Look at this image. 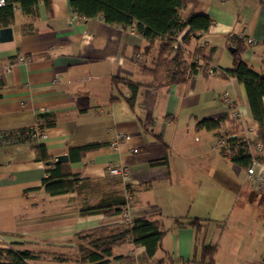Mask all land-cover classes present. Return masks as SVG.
<instances>
[{
  "label": "crops",
  "instance_id": "1",
  "mask_svg": "<svg viewBox=\"0 0 264 264\" xmlns=\"http://www.w3.org/2000/svg\"><path fill=\"white\" fill-rule=\"evenodd\" d=\"M217 2L187 1L183 18L206 13L213 19L208 33L188 46L187 67L198 43L204 54L211 52L209 68L232 67L233 52L226 51L229 34L243 28L264 44V32L247 28L238 12L225 8L226 0ZM9 27L13 38L0 41V65L20 55L27 60L10 71L0 69V130L32 127L43 112L55 113L56 124L37 141L0 145V248L76 255L77 233L124 221L122 213L82 214L78 194L51 196L42 184L48 173L36 159V144H44L54 162L56 156L68 155L70 146L104 142L71 164L72 172L91 180L116 179L121 188L131 185L125 195L133 218L160 214L166 225L172 221L155 257L147 258L143 246L128 242L114 247V256L130 259L117 264H156L164 256L168 262L191 259L204 245L217 246L215 264H264V189L218 146L223 135L257 129L237 78L221 71L209 74L201 59L188 80L161 85L150 70L142 69L153 67L157 45L136 59L146 44L142 34L100 16L83 18L73 12L70 0H51L50 6L40 1L33 16L18 7ZM258 48L248 46L243 57L264 74V56L260 63L256 59ZM116 77L142 83L133 101L131 88L114 82ZM224 96L241 111V121L232 118ZM224 115L233 122L218 130L197 127L200 120ZM120 132L129 137L113 148L111 141ZM110 163L127 165L129 177H113ZM85 192L102 197L91 189ZM195 217L204 221L200 231L174 224L175 219ZM31 264L78 263L47 257Z\"/></svg>",
  "mask_w": 264,
  "mask_h": 264
},
{
  "label": "trees",
  "instance_id": "2",
  "mask_svg": "<svg viewBox=\"0 0 264 264\" xmlns=\"http://www.w3.org/2000/svg\"><path fill=\"white\" fill-rule=\"evenodd\" d=\"M40 1L50 6L51 0H5L0 5V29L8 27L15 14L16 8L20 7L23 13L33 16L36 13ZM188 0H70L74 13L83 18L100 16L105 22L121 26L123 29L135 28L146 40L142 49L143 55H147L157 45V54L153 58V67L142 66L143 70H150L154 76L161 80V85L181 83L195 72L202 59L207 64L211 58V52L204 54L201 43L193 49L192 61L187 67L188 46L193 40L199 41L210 30L213 19L206 13L192 14L183 18L182 12L186 8ZM186 29L187 32L182 34ZM182 34V35H181ZM230 46L233 51V64L228 69L214 68L222 73L237 78L245 87L249 106L253 119L257 123L256 143L263 145V154L258 158L264 162V74L256 71L244 59L243 52L248 45L239 38H235ZM114 82H125L132 90L130 101L136 98L140 82L131 79L116 77ZM40 121V129L44 130L55 126L56 115L52 112H43L37 115ZM233 120L228 115L218 118H205L197 123L198 128L206 130H218L222 124ZM237 146V152L231 157L232 161L243 168L251 163V155L246 146L239 138L230 140ZM104 142H90L68 148L69 161L52 162V155L44 144L34 146L36 159L46 164L48 176L43 179V187L51 196L76 193L83 194L87 189L100 191L102 197L95 204L84 203L80 213H104L106 215L121 214L123 207L129 200L125 195L126 189L131 185L121 188V181L110 178L91 180L80 178L79 174L73 173L71 164L81 161L88 153L95 152L105 146ZM144 186H149L145 184ZM177 227L191 225L200 231L204 221L200 218L187 220L175 219ZM170 230L160 214L141 215L132 219L131 222H119L103 225L97 228L77 233L78 253L68 255L64 253L49 255L30 249L17 250L14 248H0V264H31L32 260L53 258L59 262H75L78 264H117L120 259L130 260L128 257L113 255L115 246L133 242L145 248V256L153 258L162 247V241ZM216 245H204L199 254L195 253L191 259L179 258L180 260H199L202 264H215L214 254ZM166 256L157 260L156 264H169ZM3 260V261H1Z\"/></svg>",
  "mask_w": 264,
  "mask_h": 264
},
{
  "label": "built area",
  "instance_id": "3",
  "mask_svg": "<svg viewBox=\"0 0 264 264\" xmlns=\"http://www.w3.org/2000/svg\"><path fill=\"white\" fill-rule=\"evenodd\" d=\"M5 0H0V5H3ZM232 37L236 34L239 39H243L244 42L248 45L258 44L257 39L247 35L246 29L243 28L241 33H231ZM136 59H142L143 54L141 51L135 53ZM27 60L23 55H20L17 59L10 60L5 65H0V69L3 68L6 71H10L13 65L17 62H22ZM207 72L209 74L217 73L218 70L213 67L208 68ZM223 100L228 104L232 110V118L234 120L241 121L242 113L236 108L234 102H232L227 96H224ZM40 121L37 119V122L34 126L29 128H17L10 130H0V145H11L20 141H37L46 136L45 129L42 130L39 127ZM129 135L125 132H120L116 137L111 141V146L117 148L121 142L125 141ZM239 138L243 141L247 152L251 155V163L246 168L248 178L253 179L258 188L264 189V162L259 160V156L263 154V145L261 143H256V131L251 127H244V134H227L223 135L218 140V146L220 147L222 153L227 157H232L237 152V146H234L231 139ZM133 152H138L137 148L132 149ZM109 173L113 176L121 177L122 179H127L130 175V169L125 164H114L110 163L108 166ZM122 216L125 222H131L133 217L131 215L130 209L127 206L123 207ZM169 264H202L200 261L194 260H180L179 258L172 259Z\"/></svg>",
  "mask_w": 264,
  "mask_h": 264
},
{
  "label": "rangeland",
  "instance_id": "4",
  "mask_svg": "<svg viewBox=\"0 0 264 264\" xmlns=\"http://www.w3.org/2000/svg\"><path fill=\"white\" fill-rule=\"evenodd\" d=\"M226 1H227L226 4L224 3L226 5L225 8L229 7V8H232L235 12H238L240 14L241 20L243 21L245 26H247V28H249V29L258 28L262 32H264V0H226ZM218 2L221 3L222 0H218ZM215 6H217L216 3H215ZM241 32H242V30H240V32H238V33H241ZM231 35L232 34L230 33L229 39H228L229 45H230V43L233 42V40L235 38H238L236 34L234 35V37H232ZM257 41H258V39H257ZM243 42H244V40H243ZM261 42H262V40H261ZM246 45H248V44H246ZM256 45H259V48L257 50V56H256L257 58L256 59H257V62L260 63L262 57L264 56V44L258 43ZM248 46L250 48L251 45H248ZM230 47L231 46H229V49L226 48L227 53H230ZM253 66H254V68L260 70L259 65H257L256 63ZM204 68L206 69V66H204ZM206 70H208V68ZM113 177H115V176H113ZM117 178H119V177H117ZM120 179H121V177H120ZM114 180H116V179H114ZM98 197H99V195L97 196V193H94V195L89 196V194L84 192L83 194L79 195L77 204L79 206H82L84 203L87 202V198H88V201L92 202L91 204H95L98 201ZM171 224H172V221L168 220L167 225H171ZM210 224H211V226L216 225L213 222H210Z\"/></svg>",
  "mask_w": 264,
  "mask_h": 264
},
{
  "label": "water",
  "instance_id": "5",
  "mask_svg": "<svg viewBox=\"0 0 264 264\" xmlns=\"http://www.w3.org/2000/svg\"><path fill=\"white\" fill-rule=\"evenodd\" d=\"M13 38V31L12 27H3L0 29V41H9ZM230 51H234L232 47H230ZM63 161H69V157L67 154H61L56 156L55 162H63ZM53 161H49V163H52Z\"/></svg>",
  "mask_w": 264,
  "mask_h": 264
}]
</instances>
